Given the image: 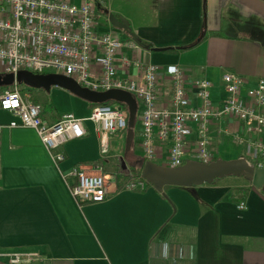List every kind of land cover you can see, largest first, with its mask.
<instances>
[{
	"label": "crops",
	"instance_id": "1",
	"mask_svg": "<svg viewBox=\"0 0 264 264\" xmlns=\"http://www.w3.org/2000/svg\"><path fill=\"white\" fill-rule=\"evenodd\" d=\"M110 1L99 13H113ZM146 4L142 20L122 13L138 40H124L117 66L120 76L133 77L140 72L137 65L158 66L160 108L172 107L173 78L167 73L171 66L185 74L194 107L200 105L195 95L199 80L213 84L212 100L221 106L227 99L225 74L240 76L243 94L264 79V0H147ZM97 25L100 32L128 36L108 21ZM124 58L131 62L129 70L122 65ZM36 93L37 99L27 97L30 102L41 98L52 107L44 111L39 104L46 125L66 114L86 120L94 110L58 87ZM138 106L140 113L139 102ZM15 120L13 114L0 111L1 125ZM84 125V138L54 152L65 155L58 165L35 130L7 128L0 135V253H38L40 260L33 264H264L263 190L243 177L193 188L168 186L162 193L152 186L142 192L125 190L124 184L139 177L140 163L146 160L139 115L129 152L127 131L110 138L109 151L103 154L95 124ZM210 129L214 159L219 160L220 154L231 156L230 160L250 159L248 142L237 139H248L238 120L213 119ZM194 144L188 146L186 162L192 160ZM240 147L248 157L235 155ZM169 150L170 143L158 144L155 163L164 165ZM125 154L133 172L123 166ZM73 167L112 179L105 202L77 203L70 189L75 180L67 183L61 175ZM241 189L250 190L242 197ZM240 203H245V210H239Z\"/></svg>",
	"mask_w": 264,
	"mask_h": 264
},
{
	"label": "built area",
	"instance_id": "2",
	"mask_svg": "<svg viewBox=\"0 0 264 264\" xmlns=\"http://www.w3.org/2000/svg\"><path fill=\"white\" fill-rule=\"evenodd\" d=\"M107 0H0V76L17 75L21 71L35 74L53 72L74 79L82 87L96 92L122 90L131 93L142 103L139 113L142 126V149L146 161L155 162L158 144L170 143L169 155L163 166L177 168L186 163L188 146L194 141L192 160L213 162L211 122L213 119L231 117L238 120L248 137L250 164L264 168V79L243 94V81L235 73L223 77L227 99L216 106L211 97L213 84L209 80L195 83V95L200 101L193 106L185 74L175 66L167 68L173 78L171 108H160L157 102L159 67L154 64L137 65V76H120L118 58L125 42L111 32H100L97 19ZM122 65L129 70L131 62L124 58ZM0 111L11 113L16 120L0 124V135L7 128L35 130L55 163L65 160V155L55 151L66 143L82 139L87 131L85 121L95 124L101 134L102 152L109 151L110 138L128 130L129 113L120 106L107 104L94 108L91 116L78 119L73 114L64 115L53 125H46L41 108L33 104L13 86L0 93ZM255 137L252 138V137ZM74 199L80 205L99 204L108 198L112 181L102 174H91L80 167L61 171ZM113 183H117L113 180ZM148 183L141 178H131L124 184L128 191H145ZM239 210H245L240 203ZM40 260L38 253L1 252L0 262L5 264H33Z\"/></svg>",
	"mask_w": 264,
	"mask_h": 264
},
{
	"label": "water",
	"instance_id": "3",
	"mask_svg": "<svg viewBox=\"0 0 264 264\" xmlns=\"http://www.w3.org/2000/svg\"><path fill=\"white\" fill-rule=\"evenodd\" d=\"M109 25L127 34L132 40H138L129 23L124 19H117L110 14ZM15 85H24L30 89L43 90L47 93L51 92L53 87H58L90 104L102 105L116 102L126 106L129 113L126 152L131 150L139 115L138 101L131 93L122 90L92 91L82 87L71 77L56 73L35 74L29 71H21L17 75L0 76V88ZM140 165L142 167L141 177L160 193L168 186L193 188L205 184L210 185L217 180L228 177H243L251 181L255 189L264 191V168L254 167L245 158L230 161L216 160L211 163L190 160L177 168L166 167L151 161H142ZM123 166L127 168L124 161ZM0 264L5 263L0 262Z\"/></svg>",
	"mask_w": 264,
	"mask_h": 264
},
{
	"label": "rangeland",
	"instance_id": "4",
	"mask_svg": "<svg viewBox=\"0 0 264 264\" xmlns=\"http://www.w3.org/2000/svg\"><path fill=\"white\" fill-rule=\"evenodd\" d=\"M112 2V4H111ZM145 2L147 3V0H111L110 4L111 7H113V13L112 15H114L117 19H121L123 17L122 13H124L126 16L130 17V18H137L139 20H142L143 16H144V10L147 8V4L145 5ZM107 5H109V3H104L103 6L107 9ZM109 7V6H108ZM97 21L99 22L100 25H107V17L106 14L104 12H100L98 15V19ZM123 41L129 39L128 36H122L120 37ZM49 73H53V72H47L46 74ZM19 86V90L22 92L23 95H25L26 97L30 98V99H37L36 97L38 96V94L36 93L37 90L34 89H30L24 85H18ZM36 96V97H35ZM46 101H43V99H39L38 103L42 105L43 110L44 111H50L52 110L51 104L49 103H45ZM139 104L142 105V103L139 101ZM136 135H137V126H136ZM232 150L234 148H231ZM235 151V149L233 150ZM236 156H243V157H248V153L246 152V150L242 147H240L238 150H236ZM129 156L127 154H125L123 156V159L125 161L126 166L129 168V170L131 172H133V164L131 163L130 159L128 158ZM230 157L231 156H226L225 154H220L218 156L219 160H225V161H230ZM119 160V158L117 159V161ZM119 162V161H118ZM159 162V161H157ZM136 177L133 178H138L137 175H135ZM236 178V177H235ZM234 177H228V178H224V179H235ZM227 181H232V180H227ZM4 262V261H2Z\"/></svg>",
	"mask_w": 264,
	"mask_h": 264
},
{
	"label": "trees",
	"instance_id": "5",
	"mask_svg": "<svg viewBox=\"0 0 264 264\" xmlns=\"http://www.w3.org/2000/svg\"><path fill=\"white\" fill-rule=\"evenodd\" d=\"M129 39L131 40V38L129 37ZM165 52H168V53H171V52H176L175 50H165ZM13 89V87H3V88H0V93L4 92L5 90H11ZM32 103L35 104V105H38L39 106V103L37 101H34L32 100ZM94 108L98 105H95V104H91ZM107 105H112V106H120L121 108L127 110V107L124 106V105H120L116 102H109L107 103ZM128 111V110H127ZM217 159H213V161H216ZM144 162H146V160H144ZM141 171H142V167L140 168V171L138 172V176L139 178H141ZM149 185V184H148ZM151 186V185H149ZM167 188V187H165ZM250 189H241V193H242V197H244L248 192H249Z\"/></svg>",
	"mask_w": 264,
	"mask_h": 264
},
{
	"label": "flooded vegetation",
	"instance_id": "6",
	"mask_svg": "<svg viewBox=\"0 0 264 264\" xmlns=\"http://www.w3.org/2000/svg\"><path fill=\"white\" fill-rule=\"evenodd\" d=\"M106 17H107V21L109 22V15H106Z\"/></svg>",
	"mask_w": 264,
	"mask_h": 264
}]
</instances>
